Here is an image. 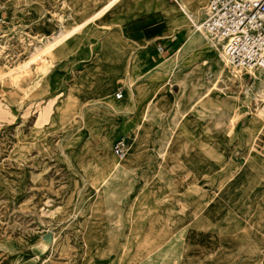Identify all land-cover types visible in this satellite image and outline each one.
<instances>
[{"label": "rangeland", "instance_id": "rangeland-1", "mask_svg": "<svg viewBox=\"0 0 264 264\" xmlns=\"http://www.w3.org/2000/svg\"><path fill=\"white\" fill-rule=\"evenodd\" d=\"M109 2L0 0V264H264L261 72L232 80L179 8L152 10L173 34L162 52L131 42L126 23L150 10ZM186 3L202 21L207 1ZM61 27L42 63L36 36ZM187 225L199 241L175 239Z\"/></svg>", "mask_w": 264, "mask_h": 264}, {"label": "built area", "instance_id": "built-area-1", "mask_svg": "<svg viewBox=\"0 0 264 264\" xmlns=\"http://www.w3.org/2000/svg\"><path fill=\"white\" fill-rule=\"evenodd\" d=\"M202 27L215 38L231 66L259 70L264 83V0H207ZM121 97L118 92L117 98ZM126 149L125 138L114 143L117 157L122 158Z\"/></svg>", "mask_w": 264, "mask_h": 264}, {"label": "bare ground", "instance_id": "bare-ground-1", "mask_svg": "<svg viewBox=\"0 0 264 264\" xmlns=\"http://www.w3.org/2000/svg\"><path fill=\"white\" fill-rule=\"evenodd\" d=\"M113 2H115V9L120 6L121 4H125L124 7L119 11L120 12V15L122 16L123 13L125 15L126 11H124L123 9L126 8L127 12L130 13V16H133L136 14V9H137V6H139V4H142L143 3V6H144V9L145 10H156V9H160L162 11H170L171 9L173 8H179L183 14L195 25V27H199L202 26V21H200V18L198 16H195L194 17V13L189 9L187 3H186V0H110L109 4L107 5V7H109L111 4H113ZM71 4V3H70ZM206 6V5H205ZM205 8V7H204ZM114 9V10H115ZM70 15L71 17L74 19V15L76 14V9L75 7H72L70 10ZM116 12V11H113V13ZM123 12V13H121ZM158 12V11H157ZM159 13V12H158ZM128 15V14H127ZM94 20V16L93 17H88L86 19H83L82 21H80L76 26H74L72 28L73 29H77L78 27L80 26H83L84 24L90 22V21H93ZM41 26H42V29H49V24H45L43 23V21L41 22ZM64 28V27H63ZM62 27L59 28L58 30H55L54 32L50 33L51 29L46 32L48 33L47 35L45 33H39L38 36H36V39L38 41V44L41 45V46H45V50L44 52H46V57L42 59V63L43 62H46L48 60H50V58H52V56H54V50H53V46L56 45L66 34H68L70 31H66L64 30ZM203 28V27H202ZM84 29V28H82ZM166 30V29H165ZM204 30V29H203ZM81 31V30H80ZM79 31V32H80ZM88 32V31H87ZM206 32V31H204ZM207 33V32H206ZM79 34V33H78ZM82 34V32H81ZM208 34V33H207ZM191 35V33H190ZM188 35V36H190ZM212 39L215 40V38H213L210 34H208ZM80 37V36H79ZM78 37V38H79ZM75 39V38H73ZM185 40V39H184ZM193 42L196 41V42H199L202 44V41H203V36L201 34H197L196 36H193L192 38ZM216 41V40H215ZM64 43V42H63ZM217 43V42H216ZM37 44V45H38ZM66 46V45H65ZM72 48V47H70ZM158 50L160 52H162L161 48L158 47ZM221 50V49H220ZM43 52V53H44ZM222 52V59L224 58V61H225V66L227 68H233L230 70V76H232V80H237V79H240L242 80L243 77L242 75L240 74L241 72V68H235L233 66H231L225 56V54L223 53V51L221 50ZM42 53V52H41ZM59 53V52H57ZM34 60H36V58L33 59V62ZM32 62V63H33ZM218 66L220 68V71L219 72V76L218 78H220L221 80L223 79V77H225V71H224V66L223 64L221 63V60L220 58L218 57ZM28 64V63H27ZM237 69V70H235ZM248 72H250V74L253 76V78H257L258 74H259V70H255V69H248ZM14 73V72H13ZM31 73L30 71V67L28 65H23L19 71H17V73L15 74V76H23V75H29ZM10 74V73H9ZM3 77V76H2ZM10 77V76H9ZM2 79V78H1ZM15 79V78H14ZM18 80V79H17ZM17 80L13 81L14 83L17 82ZM2 82V81H1ZM263 82V81H262ZM264 84V83H263ZM15 85V84H14ZM164 87H161V86H158L156 87L154 93L152 94L151 96V103L153 102L155 104V106L158 104L157 101H158V96H159V92L163 89ZM222 89V88H221ZM261 90V89H260ZM123 95V94H122ZM116 98H117V94H116ZM157 98V100L155 101V99ZM118 99V98H117ZM263 104V103H262ZM262 111H263V106H262ZM264 114V112H263ZM224 115V114H223ZM144 117V116H143ZM143 121V120H142ZM249 128H254V122L250 123L249 124ZM219 132H221V130H207L205 132V135L209 138V140L207 141L208 144H213V141H212V138L218 134ZM253 135V134H252ZM102 143L105 144V139H102ZM206 143V144H207ZM207 144V145H208ZM129 150V149H128ZM128 152V151H127ZM105 153V152H104ZM102 155V154H101ZM116 156V155H115ZM117 157V156H116ZM107 158V157H106ZM118 159H122V158H119L117 157ZM108 160V159H107ZM115 162V161H114ZM114 164H117V161L114 163Z\"/></svg>", "mask_w": 264, "mask_h": 264}, {"label": "crops", "instance_id": "crops-1", "mask_svg": "<svg viewBox=\"0 0 264 264\" xmlns=\"http://www.w3.org/2000/svg\"><path fill=\"white\" fill-rule=\"evenodd\" d=\"M207 1V0H206ZM89 16V14H88ZM204 16V14H203ZM124 20V19H123ZM203 20V18H202ZM158 22H162L161 20V15L158 12H154L152 10H150L149 14L147 15H142V17L139 18V20H133L130 23H126V26L124 28V32L128 33V38L131 42H141V41H145L146 40V45H149L148 43H151V40L155 41L158 40V42H160L162 45H160V47H167L169 45V40L172 38V35L161 39V35L163 32H165V29L160 27H157L156 24ZM147 40L149 42H147ZM152 41V42H153ZM154 47V46H153ZM153 47H150V53H148L150 59H151V55L153 54L152 50ZM162 50V51H163ZM147 51V50H146ZM152 61V59H151ZM148 63V62H147ZM146 65V63L144 64ZM202 155L204 156L203 152L201 150H199ZM206 156V155H205ZM204 156V161H209L210 158H208L207 156ZM207 158V159H206ZM182 181L184 180V177L181 179ZM183 238V240L185 242H194V241H199L201 238V235L199 233L196 232L194 227H189V225L187 226H182L180 228V230L177 232V234L175 235V239L178 240L179 238Z\"/></svg>", "mask_w": 264, "mask_h": 264}]
</instances>
